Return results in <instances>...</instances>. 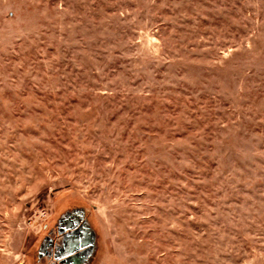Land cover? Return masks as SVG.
<instances>
[{
  "label": "rangeland",
  "instance_id": "rangeland-1",
  "mask_svg": "<svg viewBox=\"0 0 264 264\" xmlns=\"http://www.w3.org/2000/svg\"><path fill=\"white\" fill-rule=\"evenodd\" d=\"M52 250L264 264V0H0V264Z\"/></svg>",
  "mask_w": 264,
  "mask_h": 264
},
{
  "label": "flooded vegetation",
  "instance_id": "flooded-vegetation-1",
  "mask_svg": "<svg viewBox=\"0 0 264 264\" xmlns=\"http://www.w3.org/2000/svg\"><path fill=\"white\" fill-rule=\"evenodd\" d=\"M63 229V228H62ZM76 231H78V229L76 230ZM88 232H89V230H88ZM80 234V233H79ZM60 236V235H59ZM58 236V237H59ZM90 237H91V233H90ZM52 241H54V240H52ZM61 242H62V244H60L61 246H64V241H62L61 240ZM51 245V243L49 244V247H52V246H50ZM83 247H85V249H86V247L87 246H83ZM53 248V247H52ZM77 249H79V247H76V249L74 248V250H77ZM54 250V249H53ZM48 251L47 253H46V255H48L49 257H50V259H51V261H52V264H58L57 263V261L55 260V258H54V251ZM83 251H84V249H83Z\"/></svg>",
  "mask_w": 264,
  "mask_h": 264
}]
</instances>
